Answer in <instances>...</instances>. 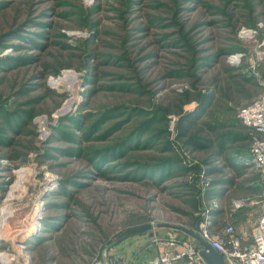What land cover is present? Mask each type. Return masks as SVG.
I'll list each match as a JSON object with an SVG mask.
<instances>
[{
    "label": "rangeland",
    "instance_id": "rangeland-1",
    "mask_svg": "<svg viewBox=\"0 0 264 264\" xmlns=\"http://www.w3.org/2000/svg\"><path fill=\"white\" fill-rule=\"evenodd\" d=\"M262 97L264 0H0V264L250 241L264 183L237 115Z\"/></svg>",
    "mask_w": 264,
    "mask_h": 264
},
{
    "label": "built area",
    "instance_id": "built-area-1",
    "mask_svg": "<svg viewBox=\"0 0 264 264\" xmlns=\"http://www.w3.org/2000/svg\"><path fill=\"white\" fill-rule=\"evenodd\" d=\"M237 117L259 137L253 142L250 152L256 167L262 172L264 183V97L241 108ZM245 204V201H236L232 209L237 211ZM198 235L222 256L226 264H264V214L256 222L248 242L235 234L232 224L224 227L220 235L207 230L198 232ZM167 243L171 249L146 264H206L192 239L183 242L170 240ZM177 246H181L182 250L175 249Z\"/></svg>",
    "mask_w": 264,
    "mask_h": 264
},
{
    "label": "water",
    "instance_id": "water-1",
    "mask_svg": "<svg viewBox=\"0 0 264 264\" xmlns=\"http://www.w3.org/2000/svg\"><path fill=\"white\" fill-rule=\"evenodd\" d=\"M155 228H167V226L163 224H148L141 227L129 229L125 234L121 236L120 239H124L133 235H139L147 231H151ZM180 230L191 237V239L197 243L200 256L206 264H226L222 256L213 248H211L197 233L189 232L182 228H180Z\"/></svg>",
    "mask_w": 264,
    "mask_h": 264
},
{
    "label": "bare ground",
    "instance_id": "bare-ground-1",
    "mask_svg": "<svg viewBox=\"0 0 264 264\" xmlns=\"http://www.w3.org/2000/svg\"><path fill=\"white\" fill-rule=\"evenodd\" d=\"M247 32H249V31H247ZM73 80H74L73 74L71 72H69V71H65V72H63L62 77L59 78L55 83H59V82H66V83L68 82V83H71ZM69 105L70 104L67 103L66 107H68ZM0 215L2 216V218L5 215V212H4V209L3 208L0 209ZM1 221H2V219H1Z\"/></svg>",
    "mask_w": 264,
    "mask_h": 264
},
{
    "label": "crops",
    "instance_id": "crops-1",
    "mask_svg": "<svg viewBox=\"0 0 264 264\" xmlns=\"http://www.w3.org/2000/svg\"><path fill=\"white\" fill-rule=\"evenodd\" d=\"M262 215H263V214H262ZM262 215H261V216H262ZM261 216H260V217H261ZM260 217H259V218H260ZM259 218H258V219H259ZM258 219H257V221H258ZM257 221H256V222H257ZM168 239H169V238H168ZM180 241H181V240H180ZM162 242H166V240H163ZM144 252H145V251H144ZM144 255H145V257H144L145 259H144V260L139 261L137 258H136L137 260H132V259H131V260L129 261L128 264H144V263H146V262H149V261L155 259L156 256L158 255V253H156V254L153 255V256H150V253L148 254V252H146V254H144ZM123 264H124V263H123Z\"/></svg>",
    "mask_w": 264,
    "mask_h": 264
}]
</instances>
